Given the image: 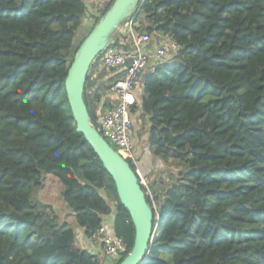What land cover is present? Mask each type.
<instances>
[{
	"label": "trees",
	"instance_id": "trees-1",
	"mask_svg": "<svg viewBox=\"0 0 264 264\" xmlns=\"http://www.w3.org/2000/svg\"><path fill=\"white\" fill-rule=\"evenodd\" d=\"M86 12L84 0H0V264H107L38 197L42 172L60 181L85 237L113 211L123 257L133 245L129 212L66 96ZM130 16L136 30L180 45L143 71L130 110L132 130L137 115L150 154L167 166L142 264H264V0H140ZM100 59L83 91L97 130L117 77Z\"/></svg>",
	"mask_w": 264,
	"mask_h": 264
},
{
	"label": "water",
	"instance_id": "water-1",
	"mask_svg": "<svg viewBox=\"0 0 264 264\" xmlns=\"http://www.w3.org/2000/svg\"><path fill=\"white\" fill-rule=\"evenodd\" d=\"M139 1L113 0L79 43L64 81L76 130L84 136L112 177L119 201L128 210L134 226L133 245L118 264L144 262L152 237V208L130 163L92 125L83 91L92 61L105 49L113 33L132 14Z\"/></svg>",
	"mask_w": 264,
	"mask_h": 264
},
{
	"label": "built area",
	"instance_id": "built-area-1",
	"mask_svg": "<svg viewBox=\"0 0 264 264\" xmlns=\"http://www.w3.org/2000/svg\"><path fill=\"white\" fill-rule=\"evenodd\" d=\"M179 48L180 45L168 35H152L136 30L132 16H129L101 52V65L117 77L109 88L113 95L110 105L98 113L97 124L100 130L98 131L116 148L115 150L134 165L133 169L154 209L157 206L156 192L153 191L152 194L148 188L146 190L145 174L132 142L130 110L137 103L135 89L141 85V76L145 68L170 61ZM96 237L107 256L115 259L123 257L126 246L109 226L102 222L97 229Z\"/></svg>",
	"mask_w": 264,
	"mask_h": 264
},
{
	"label": "crops",
	"instance_id": "crops-1",
	"mask_svg": "<svg viewBox=\"0 0 264 264\" xmlns=\"http://www.w3.org/2000/svg\"><path fill=\"white\" fill-rule=\"evenodd\" d=\"M84 1L87 6V12L74 37L73 43L75 45H77L81 41V39L88 33L89 28L91 27V24L94 20L93 17L96 14H98L99 9L102 8V6H104L102 5L99 8L98 5H100V3L98 4L97 0H84ZM100 1H104V0H100ZM107 1L108 0H106V2ZM152 35H156V34H152ZM97 73L98 72H94V76H96ZM106 76H114V74L112 72H108ZM108 94H110L109 96L112 100L113 95L111 94L110 91H108L107 94L101 98V101L98 104L97 113L103 111L106 107L110 105L109 103L106 107H103V100L105 97H107ZM140 94H141V85L140 87H137L135 89V95L137 96V100L138 97H140ZM133 121H134V128L132 130V142H133L134 150L137 155L138 161L141 163L143 172L146 175L147 180L149 181V185L152 187L153 191H155L156 189H160L159 188L161 185L160 180L164 179L166 181L167 176L165 175L164 171L166 170L167 166L159 158L153 157L150 154L148 147L146 145V139H147L146 127L144 126V128L142 129V134H139V130L141 129V125H143V123L137 117V115L136 118L134 117ZM164 175L166 176V178ZM114 215L115 214L112 211L110 214L104 216L103 219V224L109 226L111 229H113ZM74 228L76 231L77 240L79 244L84 248H86L87 250H89L90 252L100 255L102 258L104 257L106 263L109 264L110 258H108L109 256H107L103 252L98 237L94 239L87 238L83 235L82 229L79 228L76 224L74 225Z\"/></svg>",
	"mask_w": 264,
	"mask_h": 264
},
{
	"label": "rangeland",
	"instance_id": "rangeland-1",
	"mask_svg": "<svg viewBox=\"0 0 264 264\" xmlns=\"http://www.w3.org/2000/svg\"><path fill=\"white\" fill-rule=\"evenodd\" d=\"M98 4L100 3L99 8L102 5H105L106 0L100 1L97 0ZM115 148L114 146H112ZM116 149V148H115ZM42 181L43 185L38 191V197L45 203L51 204V206L54 208L55 212L58 214V217L60 221H67L69 225L74 226L76 224L75 220V215L74 212L71 208H69L65 202L62 200L60 196V191H61V183L58 180V178L47 172H42ZM146 183H147V188L152 192L153 194V189L149 185V181L147 180V177L145 175ZM145 191V190H144ZM157 190H155L156 192Z\"/></svg>",
	"mask_w": 264,
	"mask_h": 264
}]
</instances>
